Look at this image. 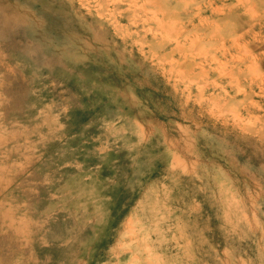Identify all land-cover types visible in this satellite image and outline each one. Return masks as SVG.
Returning <instances> with one entry per match:
<instances>
[{"label":"rangeland","instance_id":"1","mask_svg":"<svg viewBox=\"0 0 264 264\" xmlns=\"http://www.w3.org/2000/svg\"><path fill=\"white\" fill-rule=\"evenodd\" d=\"M0 264H264V0H0Z\"/></svg>","mask_w":264,"mask_h":264},{"label":"trees","instance_id":"2","mask_svg":"<svg viewBox=\"0 0 264 264\" xmlns=\"http://www.w3.org/2000/svg\"><path fill=\"white\" fill-rule=\"evenodd\" d=\"M123 216V213H121V215H119V217L121 218Z\"/></svg>","mask_w":264,"mask_h":264},{"label":"bare ground","instance_id":"3","mask_svg":"<svg viewBox=\"0 0 264 264\" xmlns=\"http://www.w3.org/2000/svg\"><path fill=\"white\" fill-rule=\"evenodd\" d=\"M237 115V114H236ZM182 130V129H181ZM153 202V201H152Z\"/></svg>","mask_w":264,"mask_h":264}]
</instances>
